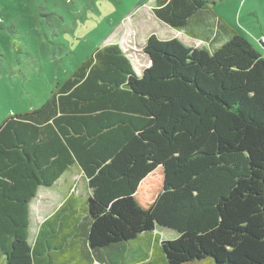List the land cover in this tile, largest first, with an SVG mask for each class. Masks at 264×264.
I'll return each mask as SVG.
<instances>
[{
  "label": "trees",
  "instance_id": "obj_1",
  "mask_svg": "<svg viewBox=\"0 0 264 264\" xmlns=\"http://www.w3.org/2000/svg\"><path fill=\"white\" fill-rule=\"evenodd\" d=\"M154 1L178 32L214 15L210 1ZM210 45L150 35L140 77L103 46L2 123L5 264H264V49L237 33ZM73 170L87 198L69 191L31 245L32 201Z\"/></svg>",
  "mask_w": 264,
  "mask_h": 264
},
{
  "label": "rangeland",
  "instance_id": "obj_2",
  "mask_svg": "<svg viewBox=\"0 0 264 264\" xmlns=\"http://www.w3.org/2000/svg\"><path fill=\"white\" fill-rule=\"evenodd\" d=\"M205 1L251 43L254 37H264V0ZM154 7V0H0V126L10 116L41 108L103 46L123 47L138 77L148 66L141 48L149 35L179 39L197 48L199 43L185 33L160 24ZM69 191L82 199L88 196L85 179L77 170L56 186L39 190L31 206V242L40 223ZM163 232L165 239L177 236L174 231ZM1 259L0 264H5Z\"/></svg>",
  "mask_w": 264,
  "mask_h": 264
},
{
  "label": "crops",
  "instance_id": "obj_3",
  "mask_svg": "<svg viewBox=\"0 0 264 264\" xmlns=\"http://www.w3.org/2000/svg\"><path fill=\"white\" fill-rule=\"evenodd\" d=\"M247 1V0H246ZM210 8L213 10V12H214V15L213 14H207V13H201L194 21H193V23L191 24V27L188 29L189 31H187V32H184V31H182V32H178V33H185V35H186V37L188 38V39H191L194 43H199L197 46H194V47H199V48H204V49H207V50H211L212 49V46L210 45L213 41H215V39L217 38V40L218 41H221V42H225L226 40H227V38L230 36V35H232V34H234V33H237V32H235V31H233V29L231 28V27H229L228 25H227V21L224 19V17H223V15L221 14V12H219V11H215V7L213 6V4L211 3L210 4ZM153 10V9H152ZM226 21V22H225ZM160 24H162V23H160ZM164 26H166V25H164ZM220 26H223V27H225V26H227V28L226 29H223L222 27L220 28ZM166 28H167V30L169 29H171L170 27H168V26H166ZM171 30H173V29H171ZM127 31V30H126ZM129 31V30H128ZM173 31H176V30H173ZM128 33V32H127ZM237 34H239V33H237ZM150 36V35H149ZM149 36H147V38L149 37ZM129 37V36H128ZM262 37H263V35H262ZM147 38H145L144 40H146L147 41ZM261 38V36H257V37H254V41H253V46L255 47V48H257L258 50H260V52H261V47H260V45H258V43H257V40L258 39H260ZM188 39H187V41H188ZM188 42H190V40L188 41ZM130 43H132V42H130ZM255 44V45H254ZM138 45H139V43H138ZM144 45H145V43H144ZM135 46L137 47V44H135ZM144 47V46H143ZM123 48V47H122ZM141 49H143V48H141ZM132 51H134V49H132ZM143 52V51H142ZM150 66V62H149V59H148V66H146V68L147 67H149ZM143 70H144V68H143ZM143 70H142V72H143ZM140 75H141V73H140ZM63 179V178H62ZM61 179V180H62ZM69 193V192H68ZM38 194H39V192H38ZM67 194V193H66ZM38 197V196H37ZM36 197V198H37ZM65 197H66V195H65ZM34 201V200H33ZM33 201H32V203H33ZM64 201V200H63ZM32 203H31V206H32ZM61 205V204H60ZM59 205V206H60ZM59 206H57V208L59 207ZM56 208V209H57ZM54 213V212H53ZM52 214V213H51ZM51 214H49L48 216H50ZM47 216V217H48ZM46 217V218H47ZM45 218V219H46ZM44 219V220H45ZM43 220V221H44ZM42 221V222H43ZM41 222V223H42ZM41 223H40V225H41ZM40 225L38 226V229H39V227H40ZM37 235V234H36ZM35 240H36V237H34V240H33V242H31V232H30V239H29V243L31 244V245H33V243L35 242ZM2 259H1V261H2V263L4 262L3 261V257H1Z\"/></svg>",
  "mask_w": 264,
  "mask_h": 264
},
{
  "label": "built area",
  "instance_id": "obj_4",
  "mask_svg": "<svg viewBox=\"0 0 264 264\" xmlns=\"http://www.w3.org/2000/svg\"><path fill=\"white\" fill-rule=\"evenodd\" d=\"M257 42L259 44H262L263 45V49H264V37H261L260 39H258Z\"/></svg>",
  "mask_w": 264,
  "mask_h": 264
},
{
  "label": "water",
  "instance_id": "obj_5",
  "mask_svg": "<svg viewBox=\"0 0 264 264\" xmlns=\"http://www.w3.org/2000/svg\"><path fill=\"white\" fill-rule=\"evenodd\" d=\"M150 62V64H151V61H149Z\"/></svg>",
  "mask_w": 264,
  "mask_h": 264
}]
</instances>
